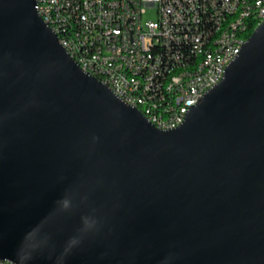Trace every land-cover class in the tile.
<instances>
[{
    "label": "water",
    "instance_id": "1",
    "mask_svg": "<svg viewBox=\"0 0 264 264\" xmlns=\"http://www.w3.org/2000/svg\"><path fill=\"white\" fill-rule=\"evenodd\" d=\"M0 259L264 264V19L160 129L0 0Z\"/></svg>",
    "mask_w": 264,
    "mask_h": 264
},
{
    "label": "built area",
    "instance_id": "2",
    "mask_svg": "<svg viewBox=\"0 0 264 264\" xmlns=\"http://www.w3.org/2000/svg\"><path fill=\"white\" fill-rule=\"evenodd\" d=\"M232 5H240L241 19L230 29L229 44L220 41L212 45L200 76L174 79L172 102L139 103L136 90H145L147 96L160 94L162 71L177 59H188L192 50L200 47V37L211 31L218 17H227ZM36 8L56 34L63 14H71L70 33L81 35L84 50L94 48V52L107 54V61L92 64L102 69L105 84L115 93L119 87L130 88L129 96L118 97L129 100L131 106L158 108L167 129L178 126L179 111H189L201 100L216 72L224 74L227 65L218 61V54L235 58L231 37H242L248 25L264 19V0H36ZM48 8H57V19L48 18ZM208 8H216V17H208ZM148 11L152 17L147 16ZM120 74H128V81H120ZM135 75H143V83H135ZM0 264L15 263L0 259Z\"/></svg>",
    "mask_w": 264,
    "mask_h": 264
},
{
    "label": "bare ground",
    "instance_id": "3",
    "mask_svg": "<svg viewBox=\"0 0 264 264\" xmlns=\"http://www.w3.org/2000/svg\"><path fill=\"white\" fill-rule=\"evenodd\" d=\"M208 17H216V8H208ZM264 17V10H263ZM48 18L57 19V8H48ZM71 14H63V23H60V29H58V39L62 46L67 50L69 55L78 63L80 67L89 75L96 77L98 80L105 84L104 75H102V69L100 66H92L94 62L107 61V54L101 52H94V48H86L82 45L81 35L79 33H70L72 23ZM241 19L240 5H232L229 9L227 17H218L214 27L211 31L206 32L200 37V47L194 48L188 59H177L173 65L165 68V71L161 73L160 79V94H151L147 96L145 90H136V98L139 99V103H147L148 105H157L174 100V90H172V82L174 79L186 76H200V72H203L204 63L210 59L212 54V45L221 41V44H229L230 29L238 24ZM262 20H256L255 27ZM254 27V28H255ZM63 28V29H62ZM246 30L242 37L232 36L230 40L231 55H237L242 43L246 40ZM60 34V36H59ZM64 42V44H63ZM234 57H225V54H218V61H225L227 65ZM223 77V72H216L214 78H210V88L217 84ZM120 81H128V74H120ZM135 83H143V75H135ZM115 93L113 87L108 85ZM117 96H129L130 88L119 87L117 88ZM129 104V100H123ZM136 107V106H134ZM141 113L154 124L157 128L167 129L166 119H161V111L155 107H148L146 110L137 108ZM188 110L179 111L178 125H180Z\"/></svg>",
    "mask_w": 264,
    "mask_h": 264
},
{
    "label": "trees",
    "instance_id": "4",
    "mask_svg": "<svg viewBox=\"0 0 264 264\" xmlns=\"http://www.w3.org/2000/svg\"><path fill=\"white\" fill-rule=\"evenodd\" d=\"M70 23H72V18H71ZM255 25H256V21H254V25H248V28H247L246 33H245V37H248L250 35V33L254 29ZM59 36H60V34H59Z\"/></svg>",
    "mask_w": 264,
    "mask_h": 264
},
{
    "label": "rangeland",
    "instance_id": "5",
    "mask_svg": "<svg viewBox=\"0 0 264 264\" xmlns=\"http://www.w3.org/2000/svg\"><path fill=\"white\" fill-rule=\"evenodd\" d=\"M153 13L151 11L147 12V16L152 17Z\"/></svg>",
    "mask_w": 264,
    "mask_h": 264
}]
</instances>
